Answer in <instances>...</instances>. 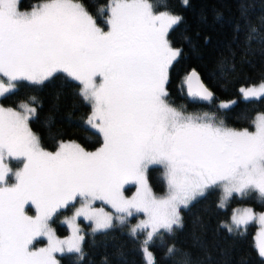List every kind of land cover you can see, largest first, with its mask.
I'll return each mask as SVG.
<instances>
[{
    "label": "snow or ice",
    "instance_id": "obj_1",
    "mask_svg": "<svg viewBox=\"0 0 264 264\" xmlns=\"http://www.w3.org/2000/svg\"><path fill=\"white\" fill-rule=\"evenodd\" d=\"M181 2L186 6L189 0ZM156 7L150 0H109L100 8L101 14L107 12L105 31L78 0H46L30 12L19 10V0H0V98L21 81L42 85L64 72L80 83L79 95L91 106L83 125L103 139L96 151L64 140L57 141L56 151H48L30 127L42 107L37 97L17 107L0 105V264H59L54 254L64 252L82 260L86 236L77 218L91 221L97 233L111 229L114 220L124 223L141 213L145 219L130 234L145 233V264H157L150 245L162 232L174 236L182 230L181 210L209 191L221 189L219 208H226L234 194L256 193L264 201V113H257L255 130L249 131L227 127L208 113L185 115L171 106L169 71L183 52L169 33L183 17ZM244 43L245 56L253 43L264 49V19L259 26L249 22ZM229 53L228 67L234 72V53ZM185 87L195 100L214 99L195 69L184 78ZM239 93L244 101L261 100L264 79L241 86ZM236 103L221 101L218 107L229 110ZM56 110L53 105L50 113ZM53 123L49 114L44 125L55 139L59 133L51 132ZM6 158L22 161L23 167L13 171ZM156 165L164 169L167 190L161 196L148 183V170ZM133 182L136 193L126 197L124 186ZM77 200L80 206L65 220L72 235L59 239L51 221ZM98 200L113 211L94 207ZM26 205L34 206L36 214L29 215ZM252 223L259 225L256 248L264 258V213L233 209L230 223L221 227L243 235ZM38 237H46L48 245L36 248ZM193 239L202 246L195 233ZM164 255L182 258V264L192 261L191 252L175 244Z\"/></svg>",
    "mask_w": 264,
    "mask_h": 264
},
{
    "label": "trees",
    "instance_id": "obj_2",
    "mask_svg": "<svg viewBox=\"0 0 264 264\" xmlns=\"http://www.w3.org/2000/svg\"><path fill=\"white\" fill-rule=\"evenodd\" d=\"M35 1L38 0H19V7H28ZM78 1L85 5L100 27L107 26V12L101 14L100 8L105 7L108 0ZM150 2L157 5L155 10L166 9L183 17L182 22L169 33L173 46L181 48L183 54L169 71L168 103L182 112L208 113L217 121L223 120L225 125L250 128L254 113H264V98L244 101L238 89L241 85L264 78V49L253 43L245 56L244 43L249 22L259 26V21L264 19V0H189L186 6L181 0ZM229 50L235 57L234 72L228 67L233 59ZM190 68L195 69L204 85L214 93L212 101L195 100L181 88L183 77ZM79 90L78 81L58 72L42 85L19 82L14 92L0 98V103L15 106L20 100L28 101L29 97L35 96L42 107L38 108L37 118L30 120V127L40 136L42 147L52 149L60 139H70L85 149H92L101 142V135L83 125L90 104L79 95ZM228 98L237 103L229 110L220 109V102ZM53 105L57 110L50 113ZM49 114L54 117L51 132L59 133L55 139L44 125ZM18 163L14 161V165ZM147 176L153 191L164 189L161 166H150ZM219 196V189H213L181 210L183 229L177 230L174 236L162 232L150 245L157 264H173L177 259L182 264V258L170 260L165 257L166 248L171 244L190 251L191 264H264V258L258 255L254 246V223L243 235L229 233L221 227L230 217L231 206L248 203L253 208H263L264 201L256 193L244 197L234 194L226 208H219ZM69 209L60 210L51 221L58 234L66 232V226L58 221V217ZM27 210L30 211V207ZM79 221L82 234L86 236L84 258L81 260L76 253H56L59 264H145L140 247L144 232L133 237L124 223H113L111 229L93 233L89 230L88 221L82 218ZM194 233L200 237L202 246L194 241Z\"/></svg>",
    "mask_w": 264,
    "mask_h": 264
},
{
    "label": "rangeland",
    "instance_id": "obj_3",
    "mask_svg": "<svg viewBox=\"0 0 264 264\" xmlns=\"http://www.w3.org/2000/svg\"><path fill=\"white\" fill-rule=\"evenodd\" d=\"M44 2H46V0H38V1H35V2H33L30 6H28V7H24V8H20L19 7V10L20 11H23V12H30L32 9H33V7H38L39 5H41V4H43ZM79 2V1H78ZM108 3H109V0L107 1V3H106V5H105V7L108 5ZM166 9H160V10H156L157 12H160V11H165ZM176 14V13H175ZM98 25V24H97ZM99 26V25H98ZM100 27V26H99ZM102 28V27H101ZM102 29H104L105 31H107V26L105 27V28H102ZM66 74V73H65ZM264 79V78H263ZM261 80V79H260ZM260 80H258V81H256V82H253V83H249V84H244V85H241V86H245V87H247V86H249V85H251V84H256V83H259V81ZM97 82H99V78H97ZM79 83V82H78ZM79 86L81 87V85H80V83H79ZM240 86V87H241ZM239 87V88H240ZM238 93H239V89H238ZM239 96H241L240 95V93H239ZM230 100H233V98H228V99H224V100H222V101H230ZM21 101H25V102H27V100H20L19 102H21ZM18 102V103H19ZM18 103L15 105V106H11V105H5V104H2V103H0V105H3L4 107H17V105H18ZM172 106V105H171ZM91 106H90V110H89V112H88V114H87V116L85 117V120L87 119V117H88V115L91 113ZM185 115H193V116H203L204 114H197V113H189V112H183ZM257 113H263V112H261V111H256L255 113H254V115H253V118H252V122H253V119L255 118V116L257 115ZM227 127H230V128H234V129H236V130H243V129H248L249 131H254L255 129H254V126H253V123H252V126L250 127V128H247V127H238V126H236V127H234V126H229V125H226ZM60 140H64V141H72V140H70V139H60ZM102 144H103V139H102V136H101V142L97 145V146H95L94 148H92V149H86L87 151H96L98 148H100L101 146H102ZM46 150H48V151H52V152H54V151H56V149H57V144H56V146L54 147V148H52V149H47V148H45ZM14 161L15 160H9V159H5V164L8 166V167H10L13 171H16V170H18V169H20V168H22L23 167V162L22 161H19V163L17 164V165H14ZM161 171H162V175L164 174V169H163V167L161 166ZM12 182H14V179H10L9 180V183H12ZM165 183V182H164ZM130 187V188H127V187ZM219 189V193H220V196H219V202H220V197H221V195H222V192H221V189L220 188H218ZM136 190H137V185L133 182V183H129V184H126L125 186H124V195L126 196V197H129V198H131L135 193H136ZM166 184L164 185V189L163 190H161V191H153V193L154 194H156L157 196H161V195H164L165 193H166ZM80 206V202H79V200H77L76 202H75V204H74V206H70V209H69V211H67V212H63V213H61L60 215H59V217H58V221L59 222H61V223H63L65 226H66V232H64V233H62V234H58L57 233V231L55 230V228H54V225L51 223V227L54 229V231H55V235L59 238V239H67V238H69V237H71V235H72V229L68 226V224L65 222V220H66V218H71L72 217V215H73V213H74V211H75V208H78ZM94 207H96V208H103L105 211H109V212H112L113 210H112V208H111V206L110 205H107V204H105L103 201H96L95 203H94V205H93ZM27 207H30V211H28L27 210ZM25 208H26V211H27V213L29 214V215H35L36 214V210H35V207L34 206H30V205H26L25 206ZM237 208H240V209H243V208H252L254 211H255V213H257V214H259V213H264V207L263 208H253L250 204H248V203H241V204H235V205H233V206H231V208H230V217H229V219H228V221H226L225 223H230V218H231V214H232V210L233 209H237ZM79 218H82L83 220H86V219H84L83 217H79ZM79 218H77V224L79 225V227H80V229H81V231H82V225H81V223H80V221H79ZM143 219H145V216L141 213V214H134V216H132V217H129L127 220H126V222H124V224L126 225V229L130 232V230H131V228L132 227H134L140 220H143ZM86 221H88L89 222V230H91L92 229V227H93V225H92V222L91 221H89V220H86ZM113 223H120L119 221H115L114 220V222ZM255 224V227H254V231H253V240H254V246H255V248H256V241H255V237H256V235H257V232L259 231V225L257 224V223H254ZM144 238H145V233H144ZM144 238L143 239H141V243H142V241L144 240ZM38 239H40V240H38ZM141 243H140V247H141ZM48 245V240H47V238L46 237H38L37 238V240L36 241H34V246L36 247V248H41V247H46ZM256 250H257V248H256ZM258 252V251H257ZM56 254V253H55ZM54 254V255H55ZM142 255H143V253H142ZM143 258H144V255H143ZM144 263H145V259H144Z\"/></svg>",
    "mask_w": 264,
    "mask_h": 264
},
{
    "label": "water",
    "instance_id": "obj_4",
    "mask_svg": "<svg viewBox=\"0 0 264 264\" xmlns=\"http://www.w3.org/2000/svg\"><path fill=\"white\" fill-rule=\"evenodd\" d=\"M193 69L192 68H190V69H188L187 71H186V73H185V75H184V77H183V80H184V78L192 71ZM185 89V92H186V94H187V89H186V87L184 88Z\"/></svg>",
    "mask_w": 264,
    "mask_h": 264
}]
</instances>
